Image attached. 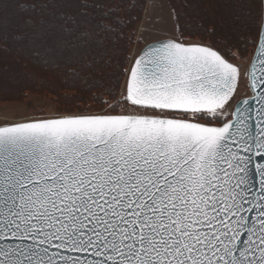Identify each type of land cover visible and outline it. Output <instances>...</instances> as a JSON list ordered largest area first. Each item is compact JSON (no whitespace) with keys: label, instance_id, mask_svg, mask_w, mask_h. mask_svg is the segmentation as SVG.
Segmentation results:
<instances>
[{"label":"snow or ice","instance_id":"obj_1","mask_svg":"<svg viewBox=\"0 0 264 264\" xmlns=\"http://www.w3.org/2000/svg\"><path fill=\"white\" fill-rule=\"evenodd\" d=\"M237 6L247 68L162 40L96 108L0 123V264H264V0ZM108 7L0 0V52L87 82L110 64Z\"/></svg>","mask_w":264,"mask_h":264},{"label":"rangeland","instance_id":"obj_2","mask_svg":"<svg viewBox=\"0 0 264 264\" xmlns=\"http://www.w3.org/2000/svg\"><path fill=\"white\" fill-rule=\"evenodd\" d=\"M106 2V11L112 16L108 23L114 30L107 41L110 64L87 82L65 81L33 65L24 53L0 52V123L35 118L41 112L46 117L58 115L69 107L66 97L73 98L78 107L96 108L93 97L115 89L121 68L151 41L182 38L189 44L230 48L236 57L233 62L242 68H247L253 58L254 50L244 40L248 26L235 20L237 0H139L136 5L130 0ZM127 3L130 5L125 6ZM246 95L241 84L237 97ZM104 98L109 99L106 95Z\"/></svg>","mask_w":264,"mask_h":264},{"label":"water","instance_id":"obj_3","mask_svg":"<svg viewBox=\"0 0 264 264\" xmlns=\"http://www.w3.org/2000/svg\"><path fill=\"white\" fill-rule=\"evenodd\" d=\"M168 39H173V38L167 37V38H163V39H159V40L151 41L150 43L146 44L144 47H146V46L149 45V44H153V43H156V42H158V41L168 40ZM144 47H143V48H144ZM244 97H245V96H244ZM244 97H241L240 99H243Z\"/></svg>","mask_w":264,"mask_h":264},{"label":"trees","instance_id":"obj_4","mask_svg":"<svg viewBox=\"0 0 264 264\" xmlns=\"http://www.w3.org/2000/svg\"><path fill=\"white\" fill-rule=\"evenodd\" d=\"M137 1H139V0H130V3L132 4V5H136L137 4ZM126 2V1H125ZM130 3H127V4H124L125 6L126 5H130Z\"/></svg>","mask_w":264,"mask_h":264}]
</instances>
